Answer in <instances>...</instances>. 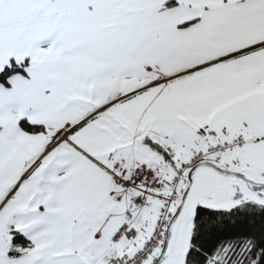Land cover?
<instances>
[{
    "label": "snow or ice",
    "instance_id": "obj_1",
    "mask_svg": "<svg viewBox=\"0 0 264 264\" xmlns=\"http://www.w3.org/2000/svg\"><path fill=\"white\" fill-rule=\"evenodd\" d=\"M0 264H264V0H0Z\"/></svg>",
    "mask_w": 264,
    "mask_h": 264
}]
</instances>
